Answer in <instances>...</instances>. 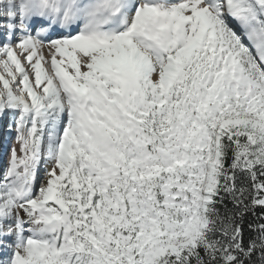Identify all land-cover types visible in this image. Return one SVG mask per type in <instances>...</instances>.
<instances>
[{
    "label": "snow or ice",
    "instance_id": "snow-or-ice-1",
    "mask_svg": "<svg viewBox=\"0 0 264 264\" xmlns=\"http://www.w3.org/2000/svg\"><path fill=\"white\" fill-rule=\"evenodd\" d=\"M6 113L0 264H264V0H0Z\"/></svg>",
    "mask_w": 264,
    "mask_h": 264
},
{
    "label": "rangeland",
    "instance_id": "rangeland-1",
    "mask_svg": "<svg viewBox=\"0 0 264 264\" xmlns=\"http://www.w3.org/2000/svg\"><path fill=\"white\" fill-rule=\"evenodd\" d=\"M171 2H179V0H171ZM43 54H44L45 58L47 59L48 56H49V53L43 51ZM21 59H22V57H21ZM45 67H49V65L46 64ZM0 116L3 117V119H6V116H9V120L11 122L10 124L12 125V127L11 128L8 127L7 128L8 130H7L6 128H3V125L5 124V121H1L0 132H2L3 129H4L5 133L10 131V133L7 134V135L0 134V139H3V144L0 143V157L1 158L4 157V159H5L3 161L4 164H2L1 169H0V173H2L3 167L6 166L7 160L9 158L10 150L13 147H15L17 149L18 154H19V144H18V142L16 141V138H15L16 137L15 123H14V121L12 119L11 114L10 113L0 114ZM0 163H1V160H0ZM40 176L41 177L43 176V165L41 166ZM37 187H39V180L37 181Z\"/></svg>",
    "mask_w": 264,
    "mask_h": 264
},
{
    "label": "bare ground",
    "instance_id": "bare-ground-1",
    "mask_svg": "<svg viewBox=\"0 0 264 264\" xmlns=\"http://www.w3.org/2000/svg\"><path fill=\"white\" fill-rule=\"evenodd\" d=\"M44 52H48V50H47V48H45L44 50H43ZM46 66V65H45ZM5 159H4V157H3V160L1 161V166H2V164H4V161Z\"/></svg>",
    "mask_w": 264,
    "mask_h": 264
}]
</instances>
